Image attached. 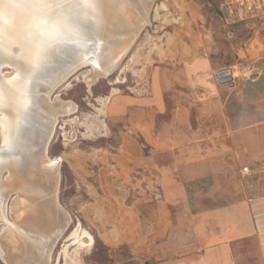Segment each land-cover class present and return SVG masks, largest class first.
Returning <instances> with one entry per match:
<instances>
[{"label":"rangeland","instance_id":"1","mask_svg":"<svg viewBox=\"0 0 264 264\" xmlns=\"http://www.w3.org/2000/svg\"><path fill=\"white\" fill-rule=\"evenodd\" d=\"M100 4L127 32L116 47L106 45L97 56L84 51L82 38L70 57L36 82L30 81L36 75L22 73L16 62L0 69V84L19 75L29 81L32 97L24 112L29 116L19 115L10 93L7 106L0 102V151L8 134L3 117L14 121L7 140L17 131L37 132L42 123L40 162L25 165L27 186L21 191L10 181L7 157L0 152V205L7 211V220L0 218V264H148L147 246H137L141 255L134 253L139 230L147 233L149 225L139 222L140 215L147 218L148 208L171 190L189 191L193 206L237 199L250 175L242 171L249 165L246 155L264 154V88L243 86L242 97L230 102L238 89L221 84L215 74L237 61L218 0ZM83 10L89 18L84 29L99 31L97 5L94 12ZM228 121L262 126L252 136H238L242 144L252 141V152L243 146L222 152L224 164L215 167L221 171L212 172L213 152L206 151L199 179L172 166L167 154L173 151L163 148L195 138L212 144L214 126Z\"/></svg>","mask_w":264,"mask_h":264},{"label":"crops","instance_id":"2","mask_svg":"<svg viewBox=\"0 0 264 264\" xmlns=\"http://www.w3.org/2000/svg\"><path fill=\"white\" fill-rule=\"evenodd\" d=\"M218 8L230 25L237 55L234 64L252 65L255 70L253 75L240 78L234 86L238 91L227 96L231 102L242 97L239 93L243 86L264 88V0H218ZM227 117L230 121L231 117ZM229 121L224 126H214L212 144L195 138L169 150L163 148L173 151L167 152L172 156V166H182L184 176L199 179L205 175L206 151L213 152L212 172L221 171L215 167L224 164L226 156L222 152H235L242 146L244 151L252 152V141L242 144L238 136H252L259 126L252 121L244 126ZM261 123L263 126L264 121ZM260 149L264 152V143ZM246 163L251 173L241 196L226 203L193 206L189 191L165 192L164 201L148 208L147 218L139 216L140 223L146 219L149 225L147 233L141 235L144 230H139L141 242L134 244V253L141 255L137 246H147L148 264H264V154L246 155ZM233 164L235 167V158Z\"/></svg>","mask_w":264,"mask_h":264},{"label":"clouds","instance_id":"3","mask_svg":"<svg viewBox=\"0 0 264 264\" xmlns=\"http://www.w3.org/2000/svg\"><path fill=\"white\" fill-rule=\"evenodd\" d=\"M95 11V5L76 4L70 0H0V51L22 60L35 73L47 66L55 53L82 39L75 22L78 9ZM18 49V51H14ZM15 81L0 84V102L7 106L9 92H14L13 102L22 114L30 104L26 80L23 86Z\"/></svg>","mask_w":264,"mask_h":264},{"label":"bare ground","instance_id":"4","mask_svg":"<svg viewBox=\"0 0 264 264\" xmlns=\"http://www.w3.org/2000/svg\"><path fill=\"white\" fill-rule=\"evenodd\" d=\"M103 1H105V0H70V2L76 3V4H83L84 2H88V3H92V4L97 5L99 23L101 24L99 31H96L95 33L92 34V32H89L87 30V28L84 29L83 23H85L87 20H89V18L87 19V15H84L83 8L78 9L77 15L75 17V22L79 25V27L81 29L82 38H85V40H86V41H83L81 39V41H79L80 43L82 41L85 43V47H87V48H84V51L86 53L91 52L90 54L94 53L97 56L102 52L101 50L106 45H108V49H109V46H111L112 48L116 47L119 44V41L121 40L120 39L121 36L123 35L124 36L123 38H126L125 34L127 33V32L124 31L125 34H123L122 33L123 29L119 30L121 28V25H118L116 22L112 21V19H114L115 17L113 15V13L110 11V9L107 10L106 8L102 7L103 5L100 4V3L103 2ZM99 4L102 5V6H99ZM104 19H105V21H104ZM105 39H106V41H105ZM103 40H104V43L102 42ZM78 43L75 44V45H67V46H64V47L60 48L55 53L53 59L51 60V62L47 66H45L44 68H42L39 71L34 73V75H36L37 78L33 76L34 78L31 79L30 81L35 80V82H36V81H38V79L42 78V76H45V74L50 73L53 69H55L56 67H59V64L62 63L64 60H66L67 56L70 57L72 55L71 53H73L74 50L78 47ZM109 50H107V52H110ZM103 51H106V50H103ZM15 62L18 63V64H21L22 66H20V65L17 66V64ZM7 63L15 64L17 67L20 68L21 71L23 70L22 73H24V74L27 71L31 72L30 68L22 60L17 59V58H15L13 56H9V55L3 53L2 51H0V69L4 65H6ZM108 65H110V64H108ZM97 68H99V66H97ZM25 81L26 80H20L18 84L20 86H23ZM29 86L30 85H28V83H27L26 87L28 88ZM9 93L14 97V95H15L14 92L10 91ZM27 93H29V92H27ZM36 94H38V93H36ZM31 98L32 97H30V99ZM40 100H39V102H40ZM37 101H36V103H37ZM12 103L15 106V109H17L16 105L14 104V102H12ZM28 109L29 108H27V110ZM22 115L29 116V114H27V113H23ZM3 119H4V123L6 124V127H4L3 134L6 131H7L8 134L4 135L2 140H1L2 149H1L0 152H2L4 154V157H7L8 163H6L5 165H8V167L10 169V173H11L10 181L13 182V184L16 186L17 190L21 191L22 188L27 186V185H25V184H27V182L25 184H23V182L25 181L24 180V178H25L24 175L26 174V169H25L26 166L25 165L27 163H31L35 167H37L36 165H38V163L40 162V161H38L37 158H38V152H40V149H41V147H40L41 142L39 140H40V133L42 132V130H41V132H39V130L42 129V126H41L42 123L39 122V124H38L39 129H37V132H34V131L30 132L28 130H24L23 133H21V131H17V137L16 138H12V139L7 140L5 137L12 133V132L10 133V131H11V127L14 128V121H12V120L10 121V119L8 117H3ZM15 125H16V122H15ZM42 137H43V134H42ZM42 137H41V139H42ZM49 139H50V136H49ZM28 147H30V151L31 150L32 151L31 152L29 151V154L27 156L25 154L26 153L25 151H26V149ZM46 147H47V145H46ZM46 151H47V149H46ZM17 153H19V154H17ZM46 157H47V155H46ZM42 161H44V160L42 159ZM28 169H29V167H28ZM27 172H30V171H27ZM37 172L39 173V171H37ZM36 178L37 179L39 178L38 174L35 175V179H34L36 182H38ZM8 184H10V183H8ZM6 187L7 186H5V188L2 187V190H4L5 192L7 191V188H9V187H7V188ZM0 218L3 219V220H7V211L5 209V205H0Z\"/></svg>","mask_w":264,"mask_h":264},{"label":"built area","instance_id":"5","mask_svg":"<svg viewBox=\"0 0 264 264\" xmlns=\"http://www.w3.org/2000/svg\"><path fill=\"white\" fill-rule=\"evenodd\" d=\"M238 66V67H236ZM239 68V69H237ZM255 73L254 66L247 64H236L228 67L218 69L215 74L218 78V81L221 84H229L230 86H236L237 81L240 77L251 76ZM244 174L248 175L251 173V170L248 166L242 168Z\"/></svg>","mask_w":264,"mask_h":264}]
</instances>
